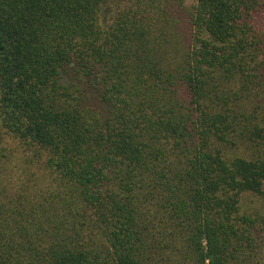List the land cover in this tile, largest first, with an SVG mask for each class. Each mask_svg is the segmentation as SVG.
<instances>
[{"label": "trees", "instance_id": "obj_1", "mask_svg": "<svg viewBox=\"0 0 264 264\" xmlns=\"http://www.w3.org/2000/svg\"><path fill=\"white\" fill-rule=\"evenodd\" d=\"M264 0H0V264H264Z\"/></svg>", "mask_w": 264, "mask_h": 264}, {"label": "rangeland", "instance_id": "obj_2", "mask_svg": "<svg viewBox=\"0 0 264 264\" xmlns=\"http://www.w3.org/2000/svg\"><path fill=\"white\" fill-rule=\"evenodd\" d=\"M189 3H190V0H189ZM261 261H264V249L261 250Z\"/></svg>", "mask_w": 264, "mask_h": 264}]
</instances>
